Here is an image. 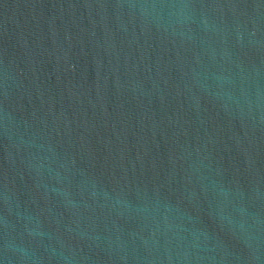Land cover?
Returning <instances> with one entry per match:
<instances>
[{
	"label": "water",
	"instance_id": "1",
	"mask_svg": "<svg viewBox=\"0 0 264 264\" xmlns=\"http://www.w3.org/2000/svg\"><path fill=\"white\" fill-rule=\"evenodd\" d=\"M144 264H264V0H141Z\"/></svg>",
	"mask_w": 264,
	"mask_h": 264
}]
</instances>
